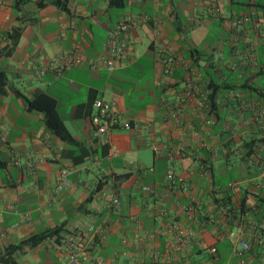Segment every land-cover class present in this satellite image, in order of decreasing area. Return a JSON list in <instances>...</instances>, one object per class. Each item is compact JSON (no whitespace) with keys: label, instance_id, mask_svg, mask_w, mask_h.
Listing matches in <instances>:
<instances>
[{"label":"crops","instance_id":"0c3cea01","mask_svg":"<svg viewBox=\"0 0 264 264\" xmlns=\"http://www.w3.org/2000/svg\"><path fill=\"white\" fill-rule=\"evenodd\" d=\"M12 4L0 0V253L57 231L0 264H70V245L78 264H238L226 236L238 225L246 263L264 264V44L253 34L264 0ZM119 22L128 28L117 67L89 68ZM71 49L75 64L47 66ZM38 93L54 99L73 141L26 109ZM94 98L129 129L96 134ZM63 168L69 183L55 189ZM174 222L195 233L179 248Z\"/></svg>","mask_w":264,"mask_h":264},{"label":"built area","instance_id":"2783aa9c","mask_svg":"<svg viewBox=\"0 0 264 264\" xmlns=\"http://www.w3.org/2000/svg\"><path fill=\"white\" fill-rule=\"evenodd\" d=\"M247 17L241 16L236 19L237 22L245 21ZM128 28V24L126 22H119L116 26L109 29L107 31V36L105 41L102 44L101 51L96 57V59L90 61L88 63V67L91 69L102 68L108 72L113 71L117 67V63L122 58L123 54L126 52L127 48L122 36ZM253 34L254 37L258 38L261 43L264 44V29L260 27V24L257 20L253 21ZM79 53L76 49L68 50L57 57L52 58L47 62V66L52 68L56 73H60L64 71L67 67L72 64H75L79 59ZM43 69H39V74H43ZM164 73L168 72V68H164ZM92 112L88 116V123L93 131L101 136H106L108 133L115 127H121L122 129H129V124L127 122H121L119 118L113 113L110 105L105 102L101 98H94L91 101ZM264 145V137L262 138ZM0 141L4 142L5 138L0 133ZM130 163V162H128ZM60 176L62 177L60 181H58L55 185V189H61L67 183H69V179L66 178V170L63 168L60 170ZM165 178L168 181L173 179L172 173H167ZM141 189L145 192L149 191L148 186H142ZM109 205L117 206L120 204V200L116 196H111L108 198ZM191 202L185 207V212L187 214L190 212ZM162 211H160L161 213ZM163 213V212H162ZM129 219H133V216L128 217ZM170 228L174 231L173 238L176 243V248L180 246L187 245V242L194 238V234L192 231H186L183 227H180V224L174 222L170 225ZM227 239L231 245V253L233 256L238 258V264H247L246 259L243 254L249 249V244L247 241L241 236V227L240 225L235 228L229 230L226 234ZM121 242H125L124 239H121ZM210 251H214L213 248ZM79 253V249L75 245H70L69 247V259L73 262L70 264H78L77 263V255ZM153 255L157 256V252L154 250ZM100 260H96L94 264H100Z\"/></svg>","mask_w":264,"mask_h":264},{"label":"trees","instance_id":"16d2710c","mask_svg":"<svg viewBox=\"0 0 264 264\" xmlns=\"http://www.w3.org/2000/svg\"><path fill=\"white\" fill-rule=\"evenodd\" d=\"M26 0H13V8L18 9L19 5L25 2ZM126 0H109V5L112 7H122ZM37 4L40 6L42 3L41 1H37ZM18 36V32L14 33L12 31L10 37L15 41ZM0 79H2V74L0 72ZM17 94L19 92L15 90ZM20 95V94H19ZM25 107L28 110H38L43 113V119L45 126L47 129L54 134L56 137H58L60 140L63 141H73L72 137L68 133V131L63 126L60 118L58 117L56 111H55V102L54 99L51 98L46 93H38L35 96H33L31 99H25ZM125 176V175H124ZM122 176V177H124ZM118 178H115L113 180V186L116 187V181ZM100 187V183H98L94 189L93 192L97 191ZM88 200V199H87ZM56 229H47L45 231L39 232L37 234L31 235L27 239L21 240L16 244L9 245L4 248V250L0 253V261L3 258L8 257L10 253L14 251H18L21 253L26 252L28 249H30L32 246L36 244L37 241L42 240L46 238L48 235H51L55 233Z\"/></svg>","mask_w":264,"mask_h":264}]
</instances>
